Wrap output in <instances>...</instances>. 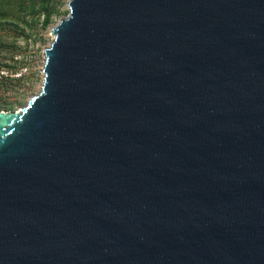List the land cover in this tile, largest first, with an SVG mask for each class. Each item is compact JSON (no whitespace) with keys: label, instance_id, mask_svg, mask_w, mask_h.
Instances as JSON below:
<instances>
[{"label":"water","instance_id":"obj_1","mask_svg":"<svg viewBox=\"0 0 264 264\" xmlns=\"http://www.w3.org/2000/svg\"><path fill=\"white\" fill-rule=\"evenodd\" d=\"M69 10L0 110V264H264V0Z\"/></svg>","mask_w":264,"mask_h":264},{"label":"trees","instance_id":"obj_2","mask_svg":"<svg viewBox=\"0 0 264 264\" xmlns=\"http://www.w3.org/2000/svg\"><path fill=\"white\" fill-rule=\"evenodd\" d=\"M63 5V0H0V51L6 52L13 60L18 53L17 40H28L34 31L38 36L36 28L47 30L56 17L68 12L62 9ZM9 36L13 38L11 41ZM39 39L46 42L43 36ZM2 68L8 73L0 74V110L15 111L27 99V88L22 85L27 75L19 72L23 67L17 63H0V72ZM8 92L15 93V96L11 98Z\"/></svg>","mask_w":264,"mask_h":264},{"label":"rangeland","instance_id":"obj_3","mask_svg":"<svg viewBox=\"0 0 264 264\" xmlns=\"http://www.w3.org/2000/svg\"><path fill=\"white\" fill-rule=\"evenodd\" d=\"M64 5L62 9L67 10L68 12L64 15L56 17L54 22L49 26L47 30H41L36 28L39 32L36 36V31L31 38L25 40L19 38L17 40L18 53L15 55L14 59H10L6 52L0 51V63L12 64L17 63L18 66L23 67L19 72H24L27 75V79L22 82V85L27 88V99L25 100L22 107H17L15 111H20L24 108L31 98L42 91L43 81L45 77L44 66L46 63L45 49L49 47L54 40V34L52 32L54 26L63 18H65L69 13V0H63ZM43 36L46 39V42L43 43L40 41L39 37ZM11 36L8 37V40H12ZM8 73L7 69L2 68L0 74ZM15 75H19L16 73ZM20 90H23L20 89ZM10 97H14L15 93L8 92ZM7 111V110H4Z\"/></svg>","mask_w":264,"mask_h":264}]
</instances>
